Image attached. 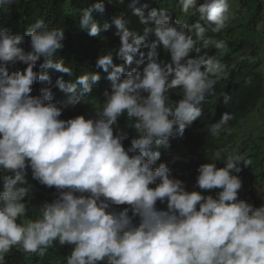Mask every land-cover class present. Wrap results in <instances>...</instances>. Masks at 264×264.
Segmentation results:
<instances>
[{"label": "clouds", "instance_id": "obj_1", "mask_svg": "<svg viewBox=\"0 0 264 264\" xmlns=\"http://www.w3.org/2000/svg\"><path fill=\"white\" fill-rule=\"evenodd\" d=\"M82 1L73 9L71 0H0V264L13 247L43 257L54 242L70 247L65 264H264V205L256 207L255 194L254 205L239 198L247 162L235 153L244 134L227 128L232 116L204 125L210 143L231 138L227 151L161 159L218 93L216 49L226 44L209 34L234 19L229 0H178V16L156 0H130L127 18L103 24L93 13H105L104 0ZM14 9L22 34L7 28ZM104 32L113 42L82 58L96 71L76 76L56 58L69 36ZM52 72L60 74L54 83ZM219 134L224 141L213 140ZM23 185L55 193L26 204Z\"/></svg>", "mask_w": 264, "mask_h": 264}, {"label": "trees", "instance_id": "obj_2", "mask_svg": "<svg viewBox=\"0 0 264 264\" xmlns=\"http://www.w3.org/2000/svg\"><path fill=\"white\" fill-rule=\"evenodd\" d=\"M86 3L93 0H84ZM106 4V11L103 15L93 13L94 17L99 23L103 24L105 21L110 22V17L123 15L127 18L126 8L127 2L130 0H104ZM83 1L71 0L72 8H80ZM93 2L88 4V7ZM156 4L172 11L174 16L182 14L178 0H156ZM229 5L233 8L234 19H229L226 27L219 33L209 34L213 41H223L226 47L223 50H217L219 60L224 65V74L218 81V93L216 96L209 100L202 110V116L197 119L198 123L194 126L185 138L181 141L173 143L170 149L161 155V159L170 160L175 162L184 161L187 156L192 155L193 151L198 150L194 155H202L206 153V149H224L227 151L231 138L224 141V136L219 134L213 140L224 141L222 143H210L209 132L204 128V125L210 126L221 119L222 113H229L232 119L228 122L227 128H233L239 123L248 113L259 105L260 101L264 98V74L260 69V61L257 57V49L250 41L249 33L256 27V22L259 20L264 12V0H229ZM42 16L52 25H60V22L55 17L52 10L42 9ZM80 14L82 11H78ZM244 18L243 22L240 17ZM197 18L198 15L196 16ZM6 20L9 25L8 29L14 33L22 34L26 28L23 24L22 11L12 10L6 13ZM235 22H239L234 24ZM236 28V29H234ZM115 31L113 27L108 31L111 35ZM108 32L101 33V36L93 38L85 35L80 36L79 39H74L72 36L68 37L69 48L61 50L57 54V59L64 60L66 66L69 67L71 63L76 67V76L91 73L96 71L94 64L90 59H82L85 56H91L93 48L96 45L107 43L110 45L113 42V37L104 39L103 36L110 35ZM68 36V34H67ZM113 36V35H112ZM115 37V36H114ZM116 38V37H115ZM118 39V38H117ZM251 44V46H249ZM27 45V43L25 44ZM101 50H107L109 47L99 46ZM23 68V65H18ZM37 70V69H34ZM102 74V73H101ZM53 83L59 73L52 72ZM38 94L39 90L45 87L44 84L38 83L33 85ZM181 92V90H180ZM95 100L97 97L101 99L102 89L100 84L93 88L91 93ZM90 96V95H89ZM227 97V99H225ZM103 102V99L101 100ZM223 103V106L220 105ZM98 104H100L98 102ZM94 110L99 107L94 106ZM244 137L243 135H239ZM245 138V137H244ZM242 143L245 147L248 146V141L245 139ZM127 146V145H126ZM227 148V149H226ZM219 167H223L222 162H217ZM198 173H195L194 178ZM28 191L29 198L26 199V204L32 202L30 200L35 198L46 199L50 198L54 193V189L46 188L43 192L31 189L29 186L23 185ZM254 194V192H252ZM258 203L256 207L264 205V198H255ZM158 207H163L158 203ZM34 214L30 209L25 216L29 220H35ZM28 220V221H29ZM70 247L68 245L60 246L58 242H54V246L46 251L43 257L36 254L24 253L17 247H13L9 253L5 254L4 264H65V257L69 254Z\"/></svg>", "mask_w": 264, "mask_h": 264}, {"label": "rangeland", "instance_id": "obj_3", "mask_svg": "<svg viewBox=\"0 0 264 264\" xmlns=\"http://www.w3.org/2000/svg\"><path fill=\"white\" fill-rule=\"evenodd\" d=\"M237 23L239 22L234 24ZM254 30L258 33H249V36L255 42H258V57L261 62V68L264 71V12L262 17L257 20ZM234 128L240 129L238 134H244L245 137L236 135L235 147L237 151L235 153L242 156L243 161L247 162L246 166L241 162V171L237 174L242 181L239 198L254 205L252 192H254L256 197H264V98ZM245 139L248 141L247 147L242 146V142ZM217 167L219 166L217 165ZM194 184L190 186L189 191L199 190L194 189ZM26 185L34 187V184L30 182ZM36 187L40 188V184L37 183ZM214 193L215 190L210 194L214 195ZM18 221L25 222L22 219H18Z\"/></svg>", "mask_w": 264, "mask_h": 264}]
</instances>
